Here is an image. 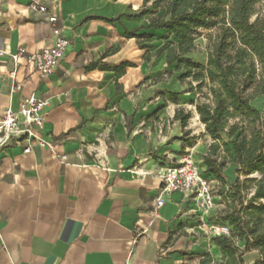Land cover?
<instances>
[{"label": "crops", "instance_id": "crops-1", "mask_svg": "<svg viewBox=\"0 0 264 264\" xmlns=\"http://www.w3.org/2000/svg\"><path fill=\"white\" fill-rule=\"evenodd\" d=\"M141 5L0 0V111L28 96L47 100L39 135L50 145L0 153V264L227 263L192 202L160 195L157 172L182 161L174 114L185 89L161 51L176 41L137 16ZM53 27L69 40L53 74L41 79L24 60L12 62L20 47L52 45Z\"/></svg>", "mask_w": 264, "mask_h": 264}, {"label": "trees", "instance_id": "trees-1", "mask_svg": "<svg viewBox=\"0 0 264 264\" xmlns=\"http://www.w3.org/2000/svg\"><path fill=\"white\" fill-rule=\"evenodd\" d=\"M261 4L264 6V0H230L226 9L222 0H142L137 14L148 16L149 28L162 29L176 41L165 44L161 51H166L168 63H177L176 71H182L179 80L196 82L194 87L190 84V90L207 88V93L199 91L206 101L195 105L198 120L211 139L202 158L203 174L223 181L226 163L237 164L241 171L258 173L261 178L251 202L264 201V128H256L261 116L250 103L253 97L264 95V8L256 10ZM94 18L114 22L94 16L86 19ZM212 28H217V34L213 40L209 37L206 65H202L188 54L194 50L199 31ZM126 35L137 37L130 32ZM176 100L177 95L172 94L171 101ZM190 117L191 113L182 109L174 114V120L183 128ZM263 209L264 204L257 206V210ZM219 222L229 226L230 234L215 238V243L232 264H239L233 237L248 242L251 235L253 246L264 250V226L255 234L245 229L240 216L227 215Z\"/></svg>", "mask_w": 264, "mask_h": 264}, {"label": "built area", "instance_id": "built-area-1", "mask_svg": "<svg viewBox=\"0 0 264 264\" xmlns=\"http://www.w3.org/2000/svg\"><path fill=\"white\" fill-rule=\"evenodd\" d=\"M34 6L40 12L48 14L47 8L38 6L36 2ZM48 15L47 20L50 23L56 21L55 16ZM52 35V45L37 52L28 53L25 48L20 47L15 53L9 54L12 62L18 63L20 60H24L38 73L41 79L53 74L65 55L69 40L64 37L62 27H53ZM4 54L0 50V57ZM47 106V100L28 96L20 101L16 111L10 109L0 111V153L10 146H21L24 154H28L34 145L41 148L50 147L39 135L44 124V110ZM157 175L161 180L160 195L181 194L192 202L202 223L215 210L211 178L204 175L189 160L184 159L176 165L166 166L157 172ZM162 205L163 200L158 197L153 215H156ZM208 228L216 237H228L230 234V228L226 223L213 222ZM160 253L164 254L163 249L160 250Z\"/></svg>", "mask_w": 264, "mask_h": 264}, {"label": "rangeland", "instance_id": "rangeland-1", "mask_svg": "<svg viewBox=\"0 0 264 264\" xmlns=\"http://www.w3.org/2000/svg\"><path fill=\"white\" fill-rule=\"evenodd\" d=\"M222 3L227 9L230 0H222ZM262 5H257L256 10L263 9L264 6ZM216 34L217 28L201 29L198 37L195 39L194 50L188 54V57L192 58L195 62L206 65L207 53L211 44L209 37L213 40ZM190 84L192 87L197 85L196 82H193L189 78L184 80L183 87L185 93L180 94V103L183 106V111H189L191 117L188 119L186 127L181 128V135L178 137L180 141L178 140L177 144H180L182 160L187 159L197 168H200L202 158L208 151L211 139L206 134L204 126L199 120L194 119V112L197 103L206 101L201 96V93H207V88L203 87L198 91L194 89L190 90ZM249 93H251V90ZM250 103L261 116V120L257 122L256 128H264V95L253 97ZM185 131H188L187 135H184ZM223 139L226 142L229 141L226 137H223ZM219 151L222 152V148H219ZM238 168L237 164L226 163V168L222 173L223 181L210 177L215 201V212L210 217H207L206 220L209 223H213L222 221L223 217L227 215L240 216L245 229L257 234V231H260L264 226V209L257 210V206L263 205L264 201L255 200L251 202L250 200L254 194L255 185L261 178V175L241 171ZM247 240L248 242H245L236 237L232 239L234 256L238 260V263L264 264V250L253 246V236L248 235ZM224 258L227 260L226 264H232L226 255H224Z\"/></svg>", "mask_w": 264, "mask_h": 264}]
</instances>
